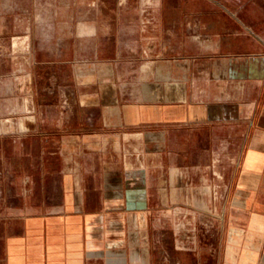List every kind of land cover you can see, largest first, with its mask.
I'll return each instance as SVG.
<instances>
[{"label": "crops", "instance_id": "0c3cea01", "mask_svg": "<svg viewBox=\"0 0 264 264\" xmlns=\"http://www.w3.org/2000/svg\"><path fill=\"white\" fill-rule=\"evenodd\" d=\"M205 15L154 24L131 91L0 147V264H264V43Z\"/></svg>", "mask_w": 264, "mask_h": 264}, {"label": "rangeland", "instance_id": "374dc122", "mask_svg": "<svg viewBox=\"0 0 264 264\" xmlns=\"http://www.w3.org/2000/svg\"><path fill=\"white\" fill-rule=\"evenodd\" d=\"M199 10L205 22L225 12L227 21L221 22L232 23L234 33L255 26L257 45L264 43V0L218 6L207 0H0V147L7 158L26 125L73 123L135 88L138 63L169 39L154 24H167L170 13ZM187 31L195 47L205 39L199 27ZM239 44L248 49L251 43L241 38ZM7 186L6 180L0 187ZM229 231L233 237L234 229Z\"/></svg>", "mask_w": 264, "mask_h": 264}]
</instances>
